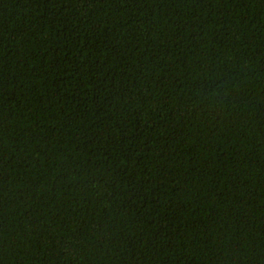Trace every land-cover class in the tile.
Wrapping results in <instances>:
<instances>
[{"label":"trees","instance_id":"1","mask_svg":"<svg viewBox=\"0 0 264 264\" xmlns=\"http://www.w3.org/2000/svg\"><path fill=\"white\" fill-rule=\"evenodd\" d=\"M0 264H264V0H0Z\"/></svg>","mask_w":264,"mask_h":264}]
</instances>
